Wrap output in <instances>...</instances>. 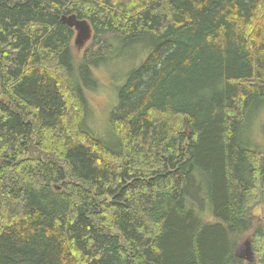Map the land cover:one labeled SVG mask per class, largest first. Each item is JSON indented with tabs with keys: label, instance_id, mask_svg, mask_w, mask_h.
Masks as SVG:
<instances>
[{
	"label": "trees",
	"instance_id": "16d2710c",
	"mask_svg": "<svg viewBox=\"0 0 264 264\" xmlns=\"http://www.w3.org/2000/svg\"><path fill=\"white\" fill-rule=\"evenodd\" d=\"M114 39L147 58L103 135ZM260 103L264 0H0V264H264Z\"/></svg>",
	"mask_w": 264,
	"mask_h": 264
},
{
	"label": "rangeland",
	"instance_id": "374dc122",
	"mask_svg": "<svg viewBox=\"0 0 264 264\" xmlns=\"http://www.w3.org/2000/svg\"><path fill=\"white\" fill-rule=\"evenodd\" d=\"M147 41L148 39H140L136 42L122 43V41L114 39L112 45H114L115 54L117 56L115 55L116 57H111L113 60H110L107 64H105V66H102L99 68V70H97V75L100 80L99 87L95 91L94 95L91 96L92 108L94 107L93 109L95 110V121L93 122L95 128L92 127L94 132H100V134L106 133L107 114H102L101 108L105 106V109H108L109 106L106 104L116 101L115 94L117 92L116 90H110V83H114L115 87H119L125 83L131 72V69H134L137 67V65H140V63L147 58ZM73 45L77 49L76 37L74 39ZM87 45H89V43ZM87 45H85L83 51L88 49ZM122 45L129 46V48L123 47ZM261 105L262 107L260 108V116L250 122L251 131L245 133L244 138L258 147L264 148V125H262L264 124V104ZM113 106L114 104L111 103V107ZM107 138L112 139L110 135H108ZM261 209L262 212L260 216L262 221H264V205L257 207L255 213L259 212ZM248 239L251 240V243H253L251 238ZM247 243V241L243 242L239 254L243 256L248 254Z\"/></svg>",
	"mask_w": 264,
	"mask_h": 264
},
{
	"label": "water",
	"instance_id": "95a60500",
	"mask_svg": "<svg viewBox=\"0 0 264 264\" xmlns=\"http://www.w3.org/2000/svg\"><path fill=\"white\" fill-rule=\"evenodd\" d=\"M61 22H63L64 24L68 25L71 29L73 28L76 31L75 33L76 44H78L80 48L85 47V45H87V43L92 39V35H93L92 28L87 21H83L79 19L77 16L73 15L69 17L63 16ZM247 247H248V254L246 256H243L241 254L239 255H241L242 258H247L251 262H255L256 256L254 255L253 252L252 243L248 242Z\"/></svg>",
	"mask_w": 264,
	"mask_h": 264
},
{
	"label": "bare ground",
	"instance_id": "6f19581e",
	"mask_svg": "<svg viewBox=\"0 0 264 264\" xmlns=\"http://www.w3.org/2000/svg\"><path fill=\"white\" fill-rule=\"evenodd\" d=\"M73 16V15H72ZM75 16H77V15H75ZM67 17V16H66ZM78 17V16H77ZM254 200V199H253Z\"/></svg>",
	"mask_w": 264,
	"mask_h": 264
}]
</instances>
